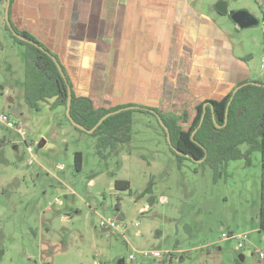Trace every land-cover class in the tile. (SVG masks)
Masks as SVG:
<instances>
[{
	"label": "rangeland",
	"instance_id": "obj_1",
	"mask_svg": "<svg viewBox=\"0 0 264 264\" xmlns=\"http://www.w3.org/2000/svg\"><path fill=\"white\" fill-rule=\"evenodd\" d=\"M188 1L223 30L236 56L248 55L253 79L264 81V0ZM219 1L230 12L247 10L260 25L240 29L216 11ZM5 7L0 1V115L24 134L0 123V264H264L259 152L229 162L215 178L208 166L172 153L151 114L134 112L130 141L115 149L75 130L65 115L38 114L25 100L26 46L7 30ZM42 139L45 148L38 147ZM76 153L83 156L80 171ZM117 181L130 186L116 189ZM150 183V194L141 196ZM102 219L122 231L105 230ZM238 235L248 236L243 250L236 239H223ZM154 251L161 260L143 254Z\"/></svg>",
	"mask_w": 264,
	"mask_h": 264
},
{
	"label": "crops",
	"instance_id": "obj_2",
	"mask_svg": "<svg viewBox=\"0 0 264 264\" xmlns=\"http://www.w3.org/2000/svg\"><path fill=\"white\" fill-rule=\"evenodd\" d=\"M11 10L14 27L59 60L73 94L95 109L181 115L256 80L248 55L236 56L223 30L188 0H13ZM56 100L40 101L35 110L66 116ZM67 131L63 124L62 135Z\"/></svg>",
	"mask_w": 264,
	"mask_h": 264
},
{
	"label": "trees",
	"instance_id": "obj_3",
	"mask_svg": "<svg viewBox=\"0 0 264 264\" xmlns=\"http://www.w3.org/2000/svg\"><path fill=\"white\" fill-rule=\"evenodd\" d=\"M0 1L7 2V0ZM12 4L13 0H11L10 18ZM6 27L15 42L26 46L24 91L28 106L31 109H38L40 101L56 98V105L66 108L68 87L52 56L39 47L19 40L12 34L7 25ZM13 28L18 34L36 42L31 35L20 32L14 25ZM250 82L264 84V81L261 80H246L235 85L222 98L204 99L195 102L188 109H185L181 115H166L154 108L147 107L122 111L106 119L92 135L100 136L102 146H111L112 149H115L117 143L130 141L134 112L151 114L160 124L156 116L158 114L169 129L171 139V145H169L172 153L180 159H189L195 163L204 160L201 165L208 166L213 171L215 178H218L229 162L243 158L249 159L252 153L259 152L262 161V175L258 218L259 228L264 230V87L247 84ZM244 84L246 85L234 95L226 123L228 103L235 89ZM207 102L211 103V106H207L203 124L200 126L204 105ZM123 108L95 109L90 100L73 94L71 115L75 122L82 125L86 130H91L102 117ZM65 117L73 126L67 116ZM73 128L80 132H86L74 126ZM194 132L196 134L194 140H192L191 137ZM164 133L167 137L165 130ZM243 146L247 147L245 152L241 150ZM175 150L187 154L189 158L178 155ZM75 162L77 170L80 171L83 162L81 153H76ZM129 186L130 183L126 181L115 183L116 189H127ZM151 186L152 183L141 196L144 197L150 194ZM150 201L153 202V199H150Z\"/></svg>",
	"mask_w": 264,
	"mask_h": 264
},
{
	"label": "water",
	"instance_id": "obj_4",
	"mask_svg": "<svg viewBox=\"0 0 264 264\" xmlns=\"http://www.w3.org/2000/svg\"><path fill=\"white\" fill-rule=\"evenodd\" d=\"M10 7H11V0H7V3H6V7H5V20H6V24L8 26V28L10 29V31L12 32V34L18 38L19 40L23 41V42H26L28 44H31V45H34L36 47H39L41 50L47 52L49 55L52 56V59L54 60L60 74L62 75V77L64 78L66 84H67V87H68V100H67V107H66V116L67 118L70 120V122L73 124L74 127L82 130V131H86L87 133L89 134H94L95 131L103 124V122L110 118L111 116H114L116 114H119L121 113L122 111H127V110H130V109H136V108H139V107H127V108H123V109H120V110H117V111H114V112H111V113H108L107 115H105L104 117H102L100 119V121L97 123V125L91 129V130H86V128H84L82 125L78 124L77 122H75L74 118L72 117L71 115V109H72V102H73V92H72V88L68 82V79H67V76L65 74V71L63 70V67L62 65L60 64L59 60L54 56L52 55V53L48 52L44 47H42L39 43L33 41L32 39H29L25 36H22L20 34H18L14 28H13V25H12V22H11V19H10ZM216 11L220 14V15H229L230 18L232 19V21L242 30L244 29H249V28H253V27H257L260 25V19L253 15L252 13L248 12L247 10H239V11H236V12H230L229 11V4L227 1H219L216 6ZM247 84H251V85H258V86H263L264 87V84H259V83H255V82H250V83H247ZM246 84L242 85V86H239L237 89H235L234 93H233V96L231 98V100L229 101L228 103V106H227V110H226V123H227V117H228V112H229V108H230V105L232 103V100L234 99V95L236 94V92L242 88L243 86H245ZM13 102V101H12ZM207 106H211V103L207 102L205 103L204 105V113H203V116H202V119H201V123H200V126H202L203 124V121H204V118H205V113H206V108ZM11 114L14 116V117H19V109L16 108L14 109ZM162 128L166 131L167 133V140H168V143L171 145V139H170V133H169V129L167 128V126L164 124V122L162 121L161 117L156 114ZM220 128V127H218ZM196 132H194L192 134V140H194V136H195ZM44 145L42 144L41 147H43ZM176 153L178 155H181L183 157H186V158H189V156L187 154H184L178 150H175ZM204 160H201V161H198V163H203ZM245 257L243 255L240 256V260L241 261H244ZM118 264H125V259H121Z\"/></svg>",
	"mask_w": 264,
	"mask_h": 264
},
{
	"label": "built area",
	"instance_id": "obj_5",
	"mask_svg": "<svg viewBox=\"0 0 264 264\" xmlns=\"http://www.w3.org/2000/svg\"><path fill=\"white\" fill-rule=\"evenodd\" d=\"M263 68H264V59H263ZM0 123L4 126H6L9 129H14L16 130L18 133H20L21 135L24 134V131L22 129V127H15V124L13 122L10 121L9 117L6 116L5 113H2L0 115ZM34 158L32 157V159L29 161V165H33L34 164ZM58 169L61 170L62 167L58 166ZM59 199L57 198L55 200V203H58ZM144 210H142L141 212H143ZM100 227L104 228L105 230H109L110 228L115 229V231L117 232H121L122 228L119 225H116L114 220L112 219H102L100 221ZM224 240H231V239H236L238 241V248L240 250H243L245 248V246H247L248 244V236L247 235H238V236H224L223 237ZM245 242V243H243ZM144 256L146 258H152L154 260H161L162 259V253L159 251H154L152 253H143ZM259 257L260 259L264 260V251H260L259 252ZM131 261L134 260V257L130 258Z\"/></svg>",
	"mask_w": 264,
	"mask_h": 264
},
{
	"label": "flooded vegetation",
	"instance_id": "obj_6",
	"mask_svg": "<svg viewBox=\"0 0 264 264\" xmlns=\"http://www.w3.org/2000/svg\"><path fill=\"white\" fill-rule=\"evenodd\" d=\"M7 3V2H6ZM11 8V7H10ZM11 19V18H10ZM11 22H12V20H11ZM13 103V102H12ZM14 109H16V107L15 106H12L11 107V112L14 110Z\"/></svg>",
	"mask_w": 264,
	"mask_h": 264
}]
</instances>
